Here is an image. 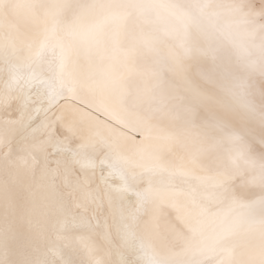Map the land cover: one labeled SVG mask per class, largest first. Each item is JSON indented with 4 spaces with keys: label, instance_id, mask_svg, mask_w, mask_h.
Returning <instances> with one entry per match:
<instances>
[{
    "label": "snow or ice",
    "instance_id": "obj_1",
    "mask_svg": "<svg viewBox=\"0 0 264 264\" xmlns=\"http://www.w3.org/2000/svg\"><path fill=\"white\" fill-rule=\"evenodd\" d=\"M23 7L0 8V264H264V125L232 119L264 87V0L243 33L206 3Z\"/></svg>",
    "mask_w": 264,
    "mask_h": 264
},
{
    "label": "bare ground",
    "instance_id": "obj_2",
    "mask_svg": "<svg viewBox=\"0 0 264 264\" xmlns=\"http://www.w3.org/2000/svg\"><path fill=\"white\" fill-rule=\"evenodd\" d=\"M28 2H30V0H0V8L8 13L13 22H22L26 12L23 5ZM110 2L121 4L128 2V0H110ZM169 2L185 7L192 4L206 3L212 6L210 11L218 13V19L221 23L231 22L236 31L243 33L245 31H251L254 27V24L252 23L254 18L250 15V9L248 6L257 2V0H169ZM137 25L138 21L136 17L134 15L129 17L125 37L121 41L122 45H127V35L135 31ZM255 25H258L256 33L257 41L264 42V17L256 19ZM141 59L142 62H150L146 58ZM189 71L198 78L205 80L206 83L212 84L219 83L218 76L227 75L232 69L228 66L227 61H225L224 65L212 74L210 80L205 79L206 74L198 64L189 69ZM164 76L167 78V73H165ZM261 80L264 81V77H262ZM247 91L249 94L246 96V99L250 103L251 109L248 112L238 111L236 113L238 117L233 116L232 118H238L237 121L239 122L236 123L241 128L253 125H264V87L250 85ZM171 103L172 101H170V104ZM201 115L203 121L211 124L218 114L212 111H202ZM153 119L163 123L167 122L162 111L157 112L153 116ZM242 143L247 145L249 142L244 140ZM260 162L264 164V158H260Z\"/></svg>",
    "mask_w": 264,
    "mask_h": 264
},
{
    "label": "rangeland",
    "instance_id": "obj_3",
    "mask_svg": "<svg viewBox=\"0 0 264 264\" xmlns=\"http://www.w3.org/2000/svg\"><path fill=\"white\" fill-rule=\"evenodd\" d=\"M234 116L238 117V115H236V114H235ZM232 119H234V120H235V122H239V121H237V120H238V118H235V117H234V118H232Z\"/></svg>",
    "mask_w": 264,
    "mask_h": 264
}]
</instances>
